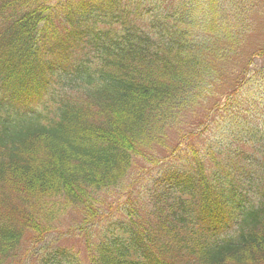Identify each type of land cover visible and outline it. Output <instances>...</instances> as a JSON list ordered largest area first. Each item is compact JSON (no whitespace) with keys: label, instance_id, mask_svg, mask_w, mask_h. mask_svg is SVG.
<instances>
[{"label":"trees","instance_id":"obj_1","mask_svg":"<svg viewBox=\"0 0 264 264\" xmlns=\"http://www.w3.org/2000/svg\"><path fill=\"white\" fill-rule=\"evenodd\" d=\"M256 5L0 0V264L71 209L100 234L83 232V254L45 246L43 264H264ZM111 189L126 196L104 218Z\"/></svg>","mask_w":264,"mask_h":264},{"label":"rangeland","instance_id":"obj_2","mask_svg":"<svg viewBox=\"0 0 264 264\" xmlns=\"http://www.w3.org/2000/svg\"><path fill=\"white\" fill-rule=\"evenodd\" d=\"M254 19L251 23V27L247 29L244 37H243V43L245 45V48L252 49L255 46H257L261 38H263L262 30L264 29V0H257V5L256 8H254ZM254 59V63L252 65V68H255V66L264 64V56L257 58L256 55ZM224 90V89H223ZM155 154H159V150L154 149L153 150ZM149 165V164H148ZM147 163L142 162L141 159L135 160L133 164V172L131 174V177L134 178L133 182H136L135 187H133V193L132 197L134 201H137L136 204L134 205L136 209L139 211L140 216L144 215L145 211L149 209V204L147 203V197L146 195L143 196V190L141 189V183L144 182V173L146 170H148ZM148 176H146V181L148 180ZM109 192L104 193L101 196V203L106 202L109 207H112L115 203H113L118 196H126V191H124L121 194V191L119 189H113L108 190ZM120 197V198H121ZM133 206V208H135ZM135 209V210H136ZM58 222L56 224L57 230H62L64 227L69 226V223H80L83 220V217H81V214L78 213L76 210L71 209L67 213L61 214L58 217ZM97 233V230H95ZM94 232V234H96ZM54 237V236H53ZM52 237V238H53ZM64 238V239H63ZM28 237H26V241H28ZM51 241V236L48 238H45V241ZM32 242L29 241L28 244L33 246L31 244ZM58 243H65L70 247H73L74 250L78 251L83 254L86 251L84 242L81 238L76 237V236H68L67 238L65 237H60L58 240Z\"/></svg>","mask_w":264,"mask_h":264}]
</instances>
